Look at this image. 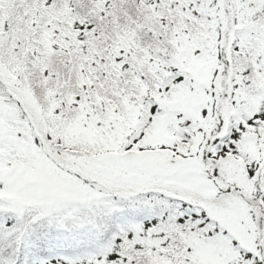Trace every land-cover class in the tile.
<instances>
[{"label": "snow or ice", "instance_id": "obj_1", "mask_svg": "<svg viewBox=\"0 0 264 264\" xmlns=\"http://www.w3.org/2000/svg\"><path fill=\"white\" fill-rule=\"evenodd\" d=\"M0 264H264V0H0Z\"/></svg>", "mask_w": 264, "mask_h": 264}]
</instances>
